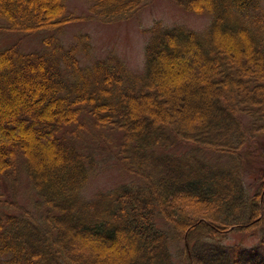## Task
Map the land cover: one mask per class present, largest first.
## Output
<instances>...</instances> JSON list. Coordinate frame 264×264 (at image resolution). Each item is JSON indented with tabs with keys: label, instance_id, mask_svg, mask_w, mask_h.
Wrapping results in <instances>:
<instances>
[{
	"label": "trees",
	"instance_id": "1",
	"mask_svg": "<svg viewBox=\"0 0 264 264\" xmlns=\"http://www.w3.org/2000/svg\"><path fill=\"white\" fill-rule=\"evenodd\" d=\"M86 1L109 23L151 0ZM173 1L210 22L154 21L137 73L61 42L66 0H0L8 29L50 31L0 49V264H264V0ZM110 161L134 179L86 197Z\"/></svg>",
	"mask_w": 264,
	"mask_h": 264
},
{
	"label": "rangeland",
	"instance_id": "2",
	"mask_svg": "<svg viewBox=\"0 0 264 264\" xmlns=\"http://www.w3.org/2000/svg\"><path fill=\"white\" fill-rule=\"evenodd\" d=\"M48 4L52 0H45ZM68 12L79 19L67 23L59 35L65 45L72 43L74 35L87 33L91 43L89 58H82L85 64L97 58H104L109 54L119 56L126 66L133 72H140L144 67V47L148 38L147 28L156 21H161L165 26L183 25L201 31L210 22L209 14H195L180 8L173 0H151L142 6L134 15L122 21L100 22L90 18L89 3L86 0H66ZM6 21L0 18V49L17 44L20 52L41 51L44 48L42 39L50 31L41 30L23 36L17 30L6 27ZM261 141V142H260ZM257 142V149L264 154V138ZM109 163H102L99 172L91 176L84 188L86 197H91L97 190H108L116 184L129 183L134 178L123 174L118 167ZM247 181H250L248 179ZM17 201L28 207L32 206V198L19 192ZM33 209V208H30ZM229 244H240L243 248L256 247L257 237H251L242 232H230L226 240Z\"/></svg>",
	"mask_w": 264,
	"mask_h": 264
}]
</instances>
